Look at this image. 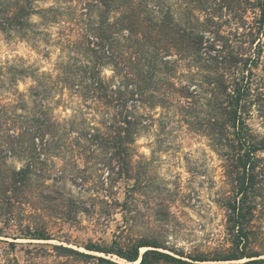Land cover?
Wrapping results in <instances>:
<instances>
[{"label":"rangeland","instance_id":"obj_1","mask_svg":"<svg viewBox=\"0 0 264 264\" xmlns=\"http://www.w3.org/2000/svg\"><path fill=\"white\" fill-rule=\"evenodd\" d=\"M14 1L0 0L2 4ZM84 2L36 0L30 3L34 10L52 9L51 13L32 15L31 27L22 31L0 30V67L18 66L30 76L14 85L7 80L0 83V105L10 119L7 128L20 133L29 128L24 118L31 119L43 110L56 139H61L58 148L50 145L40 158L45 162L46 178H34L26 195L13 206L15 226L0 223V264H96L93 259L86 263L59 257L55 246L129 264L117 256L85 249L88 244L110 248L114 241L122 247L141 240L155 241L161 252L209 259L230 249L224 202L233 192L226 160L231 152L217 141L222 134L219 127L210 128L211 118L216 126L222 121L209 106L211 87L204 84L209 76L205 65L223 59L227 67L236 60V75L227 81L232 86L236 79L244 90L245 124L254 141L264 143V18L257 0H157L163 12H173L178 25L207 37L218 32L224 49L201 50L200 55L185 50L181 57L177 50L161 53L174 61L158 75L157 100L163 102L146 98L137 110L138 131L135 142L126 148V165L121 168L128 175L122 177L116 175L117 165L112 167L113 172L107 166L110 151L84 140L78 144L74 141L78 135L104 132L111 124L110 115L105 116L90 100L85 101L75 88L55 86L46 100L33 96L36 90L50 88L49 83L37 85L35 76L55 75L60 63L85 61L78 50L87 39L80 34L87 33L99 13L94 8L91 19L83 17ZM114 17L110 14L109 22ZM159 36V46L169 44L173 37L167 28ZM102 76L111 80L112 67L104 68ZM180 87L188 94L179 93ZM180 94L187 97L180 98ZM151 102L155 103L153 109L149 108ZM226 135L230 137V131ZM256 157L259 166H264V149ZM25 163L23 155L7 161L17 170ZM250 200L257 207L249 250L260 255L257 259H264V191ZM26 227L44 228L51 240L12 239L20 238ZM151 249L141 248L140 255Z\"/></svg>","mask_w":264,"mask_h":264},{"label":"trees","instance_id":"obj_2","mask_svg":"<svg viewBox=\"0 0 264 264\" xmlns=\"http://www.w3.org/2000/svg\"><path fill=\"white\" fill-rule=\"evenodd\" d=\"M25 1L26 4L22 0H15L13 4L0 2L1 31H22L31 27L29 22L32 15L42 14L44 17L52 11L34 10L30 3L36 0ZM149 4L152 6L148 10ZM160 5L157 0H86L82 4L81 15L91 19L94 8H97L99 15L95 22L90 23L87 33L80 34L82 39H87L80 43L81 50H78L85 61L72 65L60 63L55 75L45 73L35 78L32 76L37 85L50 84V88L46 87L43 92L36 90L34 97L46 100L55 86L62 89L75 88L85 101L90 100L98 111H103L107 117L110 115L111 124L104 132L96 130L93 134L78 135L74 141L78 144L84 140L91 146L110 151L107 166L113 172L115 167H112L117 165L116 175L119 177L128 175L121 167L126 165V148L135 142L138 131V124L135 122L137 110L145 104L146 98L163 102L157 100L160 87L158 75L163 68L174 64V61L170 62L162 54L177 50V55L181 57L185 50L200 55L201 50L224 49L222 36L218 32L207 37L202 32L190 31L186 26L178 25L174 21L173 12H163ZM257 5L264 18V0H257ZM110 14H115L111 22ZM148 20L151 26L146 24ZM165 28L172 32L173 37L169 44L159 46V35ZM67 43L69 44V40ZM70 60L75 59L71 57ZM229 63L225 67L223 59H216L215 64L205 65L209 76L204 84L211 87L209 106L218 112L222 121L216 126L215 120L211 118L210 128L219 127L222 134L217 141L231 152L226 154V160L227 177L231 179L233 192L224 202L226 230L231 237V248L216 253L210 259L204 256L185 257L182 252H161V246L157 242L145 240L128 247H122L117 241L110 248L88 244L85 246L87 251L117 256L129 264H136L138 261L137 264H236L235 262L243 259L247 261L241 264H264V259H257L259 254L249 250L253 243L251 222L257 207L250 197L257 198L264 191V166H259L256 157V153L264 149V143L255 142L248 131L243 117L246 113L244 90H241L236 79L232 80V86L227 81L228 77L236 75V60ZM107 66L112 67L114 75L108 81L102 76L103 69ZM28 74L26 69L18 66L0 67V83L7 80L14 85L20 78L30 77ZM185 91L187 95V89L180 87L178 92ZM17 96L20 97L21 94L18 92ZM179 97L187 96L180 94ZM166 99L167 96L163 95V100ZM154 102H151L149 108L153 109ZM14 118L11 117L12 120ZM24 119L29 128L20 133L7 128L10 119H7L5 107L0 105V223L10 227L15 226L13 206L19 203L18 199L26 195L34 178H46L43 170L45 162L40 159L41 156L50 149V145L58 148L61 141L56 139L53 125L47 120L45 111L40 110L31 119ZM229 131L230 137L226 135ZM16 155L26 157L25 165L18 170L7 164ZM1 230L2 228L0 236ZM22 233L20 238L12 239L51 240L47 230L42 227L34 230L26 227ZM10 246L13 247L14 244L10 243ZM141 248L152 249L140 255ZM54 249L59 257L74 258L86 263L93 259L96 264H121L110 258L92 256L63 246H55Z\"/></svg>","mask_w":264,"mask_h":264},{"label":"water","instance_id":"obj_3","mask_svg":"<svg viewBox=\"0 0 264 264\" xmlns=\"http://www.w3.org/2000/svg\"><path fill=\"white\" fill-rule=\"evenodd\" d=\"M137 263H139V261Z\"/></svg>","mask_w":264,"mask_h":264}]
</instances>
